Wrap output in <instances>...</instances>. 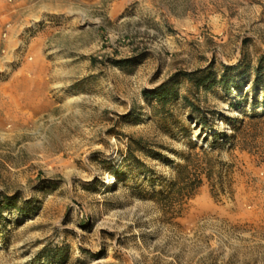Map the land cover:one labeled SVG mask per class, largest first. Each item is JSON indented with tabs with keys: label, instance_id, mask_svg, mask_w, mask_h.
Here are the masks:
<instances>
[{
	"label": "rangeland",
	"instance_id": "374dc122",
	"mask_svg": "<svg viewBox=\"0 0 264 264\" xmlns=\"http://www.w3.org/2000/svg\"><path fill=\"white\" fill-rule=\"evenodd\" d=\"M260 60L264 0H0V264H264Z\"/></svg>",
	"mask_w": 264,
	"mask_h": 264
},
{
	"label": "trees",
	"instance_id": "16d2710c",
	"mask_svg": "<svg viewBox=\"0 0 264 264\" xmlns=\"http://www.w3.org/2000/svg\"><path fill=\"white\" fill-rule=\"evenodd\" d=\"M249 68V65H242L239 63L236 66L224 67V71L220 75H217L213 71H192L184 72L181 75L185 78L188 83V93L194 95L195 97H199L198 94L200 92L207 94L211 92L217 85L228 92L231 90V86L236 87L237 90H241V82L243 81L242 78L248 75L247 70ZM252 82L253 86L255 87L260 85L261 91L264 92V62H262V60H260L254 67ZM178 84L179 82L171 81L168 83L161 84L150 91H144L143 94L146 98L155 100L158 105L164 108L169 102L179 97V91L177 89ZM254 97L257 98L256 95H254ZM182 99L186 107L195 110L197 122H199L204 128L209 127L211 130L215 128L213 121L210 122L209 119H203V115H201L203 110L200 107H197L187 95H184ZM241 99L244 100L246 98H242L238 95L232 101V105H237L241 101ZM211 114L212 119L214 117L219 116V113L217 112ZM220 122H227L229 125L235 126L233 121L230 119H225V116L220 117ZM211 135L215 141L222 139L224 143L227 142V134L224 129L213 131L211 132ZM1 212L2 205L0 203V217Z\"/></svg>",
	"mask_w": 264,
	"mask_h": 264
}]
</instances>
